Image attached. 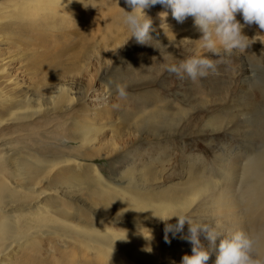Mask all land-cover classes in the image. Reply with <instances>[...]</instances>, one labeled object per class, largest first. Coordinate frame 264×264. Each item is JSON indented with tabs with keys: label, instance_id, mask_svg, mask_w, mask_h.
I'll use <instances>...</instances> for the list:
<instances>
[{
	"label": "bare ground",
	"instance_id": "6f19581e",
	"mask_svg": "<svg viewBox=\"0 0 264 264\" xmlns=\"http://www.w3.org/2000/svg\"><path fill=\"white\" fill-rule=\"evenodd\" d=\"M101 1L0 0V44L11 39L22 47L24 34L27 39L31 38L28 31L58 30L61 24L68 32L81 35V48L76 49L78 44L73 46L76 50L69 55L70 62L60 61L57 49L43 68H30L28 82L11 71L26 50L21 48L11 57L7 51L0 52V264H163L164 257L169 256L170 245L155 239L160 224L166 222L161 218L181 210L185 215L197 213L198 209L208 214V223L218 232L230 235L244 230L251 234L253 254L264 261V145L245 162L239 156L221 157L209 174L205 173V165L199 171L190 165L188 180L183 186L156 193L145 187L158 177V167L150 165V161L144 164L148 170L138 173L137 184L131 182L135 171L129 167L122 171L130 174L125 185L111 182L94 163L90 165L95 175L91 179L85 164L75 156L56 155L61 150L47 142L50 138L73 139L82 146L94 143L104 129V125L94 123L95 118L92 120L89 112L80 116L70 114L65 123L59 122L58 116H51V113L69 110L78 101L68 82L76 80V74H72L75 67L93 55L103 62L104 57L110 58L116 43L124 41L125 32L117 33L112 28L117 21L123 23L119 15L131 9L124 0ZM16 28L19 31L10 35ZM217 47H221L218 52L222 56L236 57L233 51L226 52L219 41ZM82 73L78 69V74ZM38 75L41 78L33 81ZM100 90L103 95L107 93ZM166 109V103L151 107L148 119L158 120L166 115ZM103 112L94 111V114ZM208 123L214 124L212 118ZM15 141L25 142L27 152L14 147ZM21 150L25 153L16 156ZM46 150H50L48 153L53 158L44 155ZM93 153L81 151L78 155L85 158L92 157ZM159 163L163 167L166 162ZM84 192L88 198L95 199L91 208L95 203L108 207L107 212L114 208L124 217L121 221L131 228L105 227L100 210L92 209L89 212L93 215L87 214L85 209L90 208L85 206ZM69 200L82 203L85 209L72 205ZM107 216L119 219L111 213ZM44 242L49 243L47 249ZM70 245L69 252L60 251L55 256L58 247L66 251Z\"/></svg>",
	"mask_w": 264,
	"mask_h": 264
},
{
	"label": "rangeland",
	"instance_id": "374dc122",
	"mask_svg": "<svg viewBox=\"0 0 264 264\" xmlns=\"http://www.w3.org/2000/svg\"><path fill=\"white\" fill-rule=\"evenodd\" d=\"M97 2L102 1L97 0ZM107 2L111 3L110 0ZM119 4L120 2L118 6ZM98 12L99 10L96 13ZM163 12H167L168 15L162 16ZM146 13L152 21L151 39L143 44L138 43L134 37L131 38V32L127 34L129 30L127 25L117 21L115 28L112 29L117 33L125 32L124 41L121 44L115 42L117 46L113 47L114 52L110 58L104 57L103 62L97 61V56L93 55L89 60L78 64V68L75 67V73H72L76 74V80H68L78 101L69 110H61L55 114L51 113L52 115L48 113L51 116H58L59 122L66 121V117H70V114L80 116L86 112L91 113L92 120L95 118L94 123L104 125L97 140L82 146L79 141L73 139L50 138L47 142L53 145V148L57 147L59 151L61 150L60 153L55 150L58 152L56 155L65 153L75 156L77 160L85 164L84 169L87 172L90 171L89 173L93 176L89 175L91 179L95 177L90 167L91 163H94L111 182L125 185L130 180V174H124L122 171L125 167H129L135 171V174L133 173L135 181L131 179V182L137 184L136 177L140 176L138 173L142 169L148 170V166L144 164L145 161H150V165L158 167V177L155 182L149 181L145 187L159 193L172 187L175 189L183 186L188 180L186 174L187 167L190 165L197 171L202 170L205 165L207 166L205 173L209 174L212 166L218 163L221 157L239 156L243 157L245 162L248 157L253 156V152L262 149L264 145V135H261V132L264 134V30L259 29L257 25L245 26L243 32L248 36V47L233 50L235 58L221 54L216 56L208 52L205 47L203 48V41L199 40L202 33L194 26L192 17L179 23L171 16V10L161 4L146 9ZM119 16L123 21L124 13L122 12ZM237 19L243 23L239 14ZM46 29L28 31L31 35L29 39L24 34L22 47L16 45L11 39L0 44V52L7 51L10 57L21 48L26 50L25 56L18 57V61L11 68L13 74L20 80L28 82L30 68H43L42 66L52 59L50 56L57 49L61 56L59 60L68 63L69 55L81 48L79 43L81 35L73 31L68 32L62 24L58 30ZM17 31H19L18 28L9 33L13 35ZM76 44L78 47L73 49ZM202 56H208L215 64V71H209L204 77L192 80L186 74L178 75L168 71L170 65L179 66L182 61L190 57ZM78 69H81L83 73L78 74ZM39 72L40 70L36 74ZM88 72H90L89 75ZM41 76L38 75L33 81ZM115 83L126 85V96L121 97L116 93ZM100 88L107 93L103 95ZM165 103L168 105V109L164 112L165 116L155 121L148 119L147 114L151 107ZM139 110L144 113H139ZM94 111L104 112L94 114ZM138 115H140L139 118H137ZM141 115L147 119L142 118ZM210 118L214 121L211 126L208 125ZM59 131L63 132L62 129ZM0 136H2L1 131ZM13 136L10 135L9 138ZM59 137L65 136L59 135ZM13 146L19 150L27 148V144L22 141L13 142ZM22 150L16 156L23 155L25 152ZM46 151H43L46 153L44 155L53 158L48 153L50 150ZM79 151L94 152V155L83 158L78 155ZM160 160L166 162L163 167L159 163ZM84 194L82 197L85 198V206L90 209H85L82 203L75 200H69V203L84 208L89 215H93L89 210H100L104 214L105 227L117 229L130 227L121 221L124 217L121 218L114 208L111 212H107L108 207L100 203L93 204L91 208V203L95 199L88 198L87 192ZM108 213L119 219H111L107 216ZM197 213L194 211L187 216L193 223L211 225L208 223L209 219H206L208 214L199 212V209ZM176 222V217L162 222L155 236V239L170 245V248L167 247L170 251L169 256L164 257L163 264H181L185 254H192V244L182 238L188 235L187 222L183 232H176L173 227V230L166 234L165 224L175 226ZM201 240L202 246L207 247L211 252L208 264H214L215 251L211 249V245L203 236ZM70 246L65 248L66 251L58 247L55 256H59L60 251L61 253L69 252L72 248V245ZM48 247L49 243L44 242V249ZM43 253L49 254L48 251ZM162 253L164 254L165 251Z\"/></svg>",
	"mask_w": 264,
	"mask_h": 264
},
{
	"label": "clouds",
	"instance_id": "9594fccd",
	"mask_svg": "<svg viewBox=\"0 0 264 264\" xmlns=\"http://www.w3.org/2000/svg\"><path fill=\"white\" fill-rule=\"evenodd\" d=\"M131 11L124 10L123 23L127 25L138 43H146L150 37L152 21L146 9L161 4L171 10V16L179 23L188 17L193 18L196 29L202 33L199 40L208 52L219 55L217 41L223 45L226 52L248 47V36L243 32L245 26L257 25L264 30V0H124ZM237 14L242 18L237 19ZM167 16V12L161 13ZM169 72L186 74L192 80L206 76L209 71H215V64L208 56L190 57L179 66L170 65ZM116 93L123 97L127 95L126 85L115 83ZM159 217V216H158ZM177 218L176 225L165 224L166 234L175 227L176 232H183L188 224V235L182 237L192 244V254H185L181 264H208L211 252L202 246L201 237L215 251L214 264H264V261L254 256V238L244 230H237L230 235L216 231L213 225L193 223L187 215L178 211L164 221ZM167 239V235H166Z\"/></svg>",
	"mask_w": 264,
	"mask_h": 264
}]
</instances>
